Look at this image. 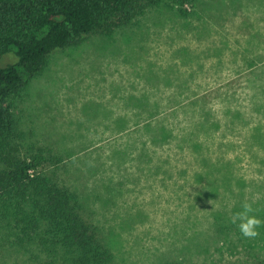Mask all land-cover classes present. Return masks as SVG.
<instances>
[{
  "label": "rangeland",
  "instance_id": "1",
  "mask_svg": "<svg viewBox=\"0 0 264 264\" xmlns=\"http://www.w3.org/2000/svg\"><path fill=\"white\" fill-rule=\"evenodd\" d=\"M7 105L0 151L45 182L11 200L0 162V264H264V226L230 221L245 201L264 220V0H157L52 52ZM45 185L105 256L32 211Z\"/></svg>",
  "mask_w": 264,
  "mask_h": 264
},
{
  "label": "trees",
  "instance_id": "2",
  "mask_svg": "<svg viewBox=\"0 0 264 264\" xmlns=\"http://www.w3.org/2000/svg\"><path fill=\"white\" fill-rule=\"evenodd\" d=\"M157 0H0V140L13 137L14 119L7 99L21 89L24 82L40 73L46 58L55 50L77 44L88 34L111 33L116 26L133 20ZM2 148V147H0ZM11 148L0 151V162L10 167L6 194L9 199L24 200L25 187L37 182L39 163L17 157L10 163ZM4 154V157L2 156ZM264 165V160H261ZM12 167V169H11ZM32 171V172H31ZM11 176V180H10ZM43 202L32 211L64 227L66 238L83 247L95 258L105 256L101 247L93 245L87 228L72 214L57 188L43 186ZM0 197L6 195L0 193ZM67 222V224H66ZM96 251V252H94Z\"/></svg>",
  "mask_w": 264,
  "mask_h": 264
},
{
  "label": "clouds",
  "instance_id": "3",
  "mask_svg": "<svg viewBox=\"0 0 264 264\" xmlns=\"http://www.w3.org/2000/svg\"><path fill=\"white\" fill-rule=\"evenodd\" d=\"M197 195L198 193L193 192L194 198ZM254 211L252 204L245 201L241 203L240 209L230 217L231 223L238 228L240 234L246 239L256 238L259 235L258 229L264 226V220L259 219Z\"/></svg>",
  "mask_w": 264,
  "mask_h": 264
}]
</instances>
